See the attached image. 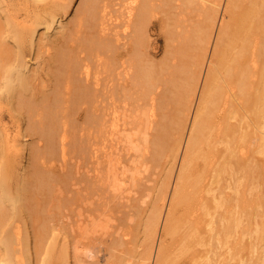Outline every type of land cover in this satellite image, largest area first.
Here are the masks:
<instances>
[{
  "label": "bare ground",
  "instance_id": "6f19581e",
  "mask_svg": "<svg viewBox=\"0 0 264 264\" xmlns=\"http://www.w3.org/2000/svg\"><path fill=\"white\" fill-rule=\"evenodd\" d=\"M156 1L159 0H127L126 8L128 14V22L126 21L127 24L125 23L123 26L125 27V35H122V37H125L124 39H127V41H124V47H120H123L124 50L130 49L133 54L131 55L132 57L130 56V59L121 61L120 65L118 64L119 58L114 55L117 53L115 52L117 51V48L114 46L115 44L112 45L110 43L111 41L109 39L110 36L109 32L107 31L108 29L105 28L106 22L104 23L102 21L103 24H105L103 28L102 26H100V24H98L101 22V20H103V17L100 18L99 21H95V24L100 26L99 28H101L102 32L106 29L104 31L105 34L103 32V35H101L100 37V32L99 34L98 32H93V37L91 38V40H86V42L91 41L99 48L100 46L98 43L101 42L102 44L104 40H109L108 46L112 45L113 50L114 48L116 49L112 51L108 48L110 51L115 53L113 54L114 56H112L113 61L108 60L107 63H105V65L107 66L106 69H108H105V73L109 71L111 72V74L109 73L111 76L113 72L117 71L118 68L122 66L121 68H123L124 71H127L126 69L129 68V71H127V73L124 72L126 75L125 76L123 74L124 78L126 79L127 76L128 78L131 77L128 75V73L130 72V70H134L135 68L133 66L130 69V66L134 64L135 59L141 53V49L145 47L146 42L145 44L143 43L147 40L146 35L148 32L149 24L147 19L150 15L149 12L151 13V11L149 10L157 5ZM242 1L244 0L160 1L163 2L162 4H164V2L168 3V5L171 4L170 6H173L174 8V10H172L173 8L171 9L172 11H174L175 20L172 32L170 31L171 45H168L170 50L168 48L166 49L167 51L169 50L168 56L166 55L167 57L165 59V62H163L164 64H161L162 66L159 67L158 65V72L156 71L155 73V70L153 71L155 74L158 73L157 77L155 74L154 78H152V74L151 76L148 75L147 77V74H150L147 73L148 71H150L148 68L149 66L146 69L147 71H145V73L147 74H142L144 72L145 64H143V68L141 67L139 69L140 71L137 70L138 72L136 71V73L141 72L140 74L142 76H145L146 82L143 80V77V79L140 77V75H138L136 78L134 74L132 76L137 79V81L134 80V84L138 86V90H140L143 85H146L145 88L143 87L144 89L142 88L144 95L142 91H136V93H142L145 101L144 103L146 105V111L144 113V116L142 114L144 123H142L141 119V123L144 126L142 125V128H139L138 123L137 127L139 129L136 130L137 134H135V136L137 137L138 135H140L142 142H140L139 144L136 143V145H134L133 142H136V137L133 135V133L132 136L130 134L132 138L130 139L131 143H129L133 144L131 145V149H133L137 153L136 156H138L139 151H142V148L144 147L145 151L143 149V152H145V160L150 159L151 163L155 162L157 166H159L164 158H166V162L169 165V171H166L167 173H165V178L163 177L164 179L162 180L163 182L161 184L162 187L160 186V190L157 194L156 199L153 200L154 202L152 203V206L149 209H144L146 210V212L144 214L143 211L144 216L141 219V224L138 225L140 226L139 232L136 233L137 236L135 235V239H127L125 241L123 240L122 236V240L124 242L120 245H127V242L132 245L130 246L128 244V246H130L131 248L127 250V252L130 251L129 253L131 255V258H124V256L126 255L119 256L117 250L120 247L118 246V244H115L114 250H116V255L114 256V254H111L114 257L113 264H206L209 262L208 261L205 263V259H207L206 256L208 255L209 251L207 252V255L204 252L206 256H204L203 254L202 256H204L205 258L203 257L204 260H202V256L199 254L200 251H198V249L194 250L195 247H193L195 242L194 240H197L198 243H196L198 245L199 241L201 244V240H203L200 237V234L202 232L201 224L204 222L202 221V219L207 221L206 226L210 227L208 228L209 232H206V234L209 233V235L210 233L213 235L212 232L214 231L218 222L220 223V226H218L220 228L223 226V229L221 230H223L224 232L226 231V234L227 230L232 227L229 226V224H232L230 223L231 221L227 225V223L224 222V218V220H219V218L217 219V217L213 215L214 211L213 214H211L212 211L209 212L205 209L204 205H201L203 199L205 198L204 192L207 191V193H209L212 190L211 187L215 181V177L218 178L219 175L217 174L219 173V171L223 169L222 172H226L224 169L225 161L226 163L227 161H229L228 164L231 165L233 170H235L236 166H238V159H242L244 155L243 154L240 158L238 157V148L240 147L241 141H245L249 138L250 142L248 141L246 143H250L254 146L253 143L256 141V139H258V137L255 136L258 133H261L257 130L258 126L261 122H263L262 120H264V0H249V7L247 9H244L247 5L245 4L243 10V6L241 5ZM98 2L100 3V0H97V2L96 0H0V204L4 203L5 200H12L15 192V157L13 154L16 148V134L19 133L14 132L15 126L13 127L11 123L15 125L14 121H17L15 115L20 114L24 116V118H28V120H26L29 122H27L29 125V130L27 128L26 132H36L37 128L34 124L36 121L38 122V120H33V118L36 116V113H38V111L34 113V116L32 113V111L34 112V109L31 110L29 105L32 100L37 99L38 93L49 98L51 94L47 96L45 94L47 93L46 91L40 93L39 90H41L42 88V91L45 88L47 89V86H49V84L52 83L54 79H56V82H60L62 80L60 79V81H58V76H61V72H57L56 74L54 73L55 78L53 79L50 68L52 66H58L57 64L59 61L68 62L70 60L69 62L72 63V59L75 57L71 56L72 52L68 54V51L67 54L71 59L66 57L65 49L66 46L69 45V43L75 41L74 37L75 35L79 34V30L83 24L84 19L86 21L88 17L94 18L95 16H97L98 12L100 13L104 10L107 13L106 8L104 9L103 6L102 11L101 8L100 10H98V8L101 6L100 4H97ZM153 2L156 3L154 6ZM222 2L226 3L224 12L220 11ZM96 4L99 6L98 8ZM95 6L97 9H95L94 12L93 10ZM88 12L90 15L88 14ZM92 12L96 13V15H94L93 13L94 17L92 16ZM111 12L110 14L112 15ZM104 13H100L99 16H104ZM146 14H148V17H146ZM108 18L109 17L107 16V24L110 23V21L108 23ZM88 22L90 21L88 20ZM119 32L121 31L119 30ZM107 34L109 37L107 36ZM121 34H124V32H121ZM117 36L120 37L118 34ZM114 37L117 38L115 35ZM123 38L121 40H123ZM116 42H119V40ZM108 46H106V48ZM69 47L70 50L73 49V45L70 44ZM74 54L76 55V53ZM65 57L67 58V60ZM82 57L84 58V56ZM82 57H80L81 59H78V57H76L77 62L75 63L74 61L71 67L69 66V64L66 65L69 66L68 71L71 78L76 79V82L78 81L80 83L75 84L74 81L69 78L70 80H72L71 89L73 90H71V94L76 91V89L77 91L78 89H81L78 92H74V97H81L79 96V94H83L84 96L81 97L82 99H79L84 101V99L87 98V101L84 102H86L87 104H91H88V106L86 104L85 106L87 107L82 105V107H85L84 110L88 114V117L90 116L89 113L92 114V117L94 116L95 119H91L90 124L93 123L92 120L95 123V126H93L94 128H92L94 129V133L97 134L95 138H98V140L103 139V144L105 145V141L107 142L111 140L113 132L111 129V122H113V119L117 117V113H115V102L112 100L111 95L108 94L111 91L106 90L109 85L105 86V80H103L105 82V88H103V82L101 81V74L99 73V70H97V74L93 73L91 69L93 66H91V64L89 63L90 59L86 60V57L85 59H83ZM107 58L105 57L104 59L107 60ZM127 64H129L130 66ZM99 65H101L100 62ZM66 66L64 68L65 70L67 69ZM156 67H154V69ZM136 69H138V67ZM141 69L143 72L141 71ZM114 74L116 75V73ZM133 79H129L131 85H134L131 83V80L133 82ZM150 79L152 81H150ZM112 80L113 78H111L110 81L112 82ZM72 83L77 85V87L75 88ZM124 83L127 84V82ZM64 85L66 86V84ZM67 87L70 88L69 84ZM62 90L64 89H61V87L58 86L52 87V90L49 89V91L52 92L53 99H51L55 101L54 103L59 100V96L61 99ZM65 91H67V88L64 90V92ZM69 92L70 91H67V93ZM77 93L78 95H76ZM66 95L68 96V98L66 99H68L67 101H69L70 93L69 95ZM72 95H70L71 98ZM136 95H138V93ZM63 96L65 95L63 94ZM76 98H74V101L76 100L77 104L80 105L82 101L79 100L80 102H78V98ZM71 102L69 101V104ZM74 103H71V105L73 107H76L77 104ZM170 106L174 108V113L170 111ZM70 107L71 106L69 105L68 108ZM77 108L78 106L76 107V109ZM240 108L243 114H241ZM65 109H63V111H66ZM74 110L71 111L74 113L76 112V110ZM77 110L79 111V108ZM71 111L67 110L68 113H72ZM239 113L246 121L245 134H243V132L240 133L241 127L238 123V126H235V123L233 125V122H231L232 120L238 119ZM85 117L87 118V116ZM18 129L19 128L17 126L16 130ZM20 131L22 130L20 129ZM262 131L264 132V130ZM53 132L54 129H48V131L46 132L49 139H53ZM94 133H92L93 136L95 135ZM262 137L260 138L261 140ZM100 142H102V140ZM219 143L226 144V151L231 152L226 154L229 156L228 158H231L230 154L232 155V161L228 159L222 160V162H218V157L217 160H215L216 151L218 149L216 151H214V149ZM111 144L112 142L110 143V145ZM261 145L262 144L260 143V146ZM105 148H107V146ZM133 150L132 152H134ZM104 152H106V150ZM166 154L168 159L165 156ZM105 155H111L110 151H107ZM218 155L220 156L221 153ZM112 156L113 155H111V158ZM139 156H141V153ZM200 156L204 160V164L203 167L198 169L197 166L199 165H197V160L200 158ZM111 158H107V161L105 160L106 162H108V168H106L107 170L105 171L106 173L104 174V176H107L108 178L112 173V162L110 160ZM250 160H253V158ZM135 161L133 160V162H131L130 164L135 165ZM138 161H140V158L139 160L137 159V162ZM216 165L217 167L219 166V170L217 168L215 169ZM129 166L131 167V169H133V171L129 170V172L132 171V174L134 172L135 166L134 168L131 165ZM227 167L226 169L229 170V166ZM238 168L240 170V167ZM136 169H138V166L136 167ZM194 170H196V172ZM193 171L195 174L197 173V175L192 179V176L195 175ZM212 172H214L217 176H215V174L213 175ZM257 172H259V170H257ZM124 174L126 173L124 172ZM114 175L116 176V174ZM210 175L212 177H209ZM233 176L235 177V174H233ZM207 177H209L210 180H213L209 184H204V181ZM103 178L104 180L106 179L105 177ZM116 178H113V180L115 181ZM130 178H132V183H134V174L130 176ZM108 182L110 183V180H108ZM207 187L209 188L206 190ZM196 193H198L199 196ZM195 196H198L200 200L199 202L194 200L196 198ZM214 199L216 201L215 211H217V209H220V207L222 208L224 206V203L216 196L214 197ZM193 200L201 203L200 205L196 203L195 206H201L200 209H204L203 213L205 216L202 218L195 215L193 221L188 224V227L186 226L187 231H184L185 234L183 235L182 232V236L178 238L176 237V235L179 232L181 233V228L178 229L179 221L176 217L177 211L180 206L182 207V205L185 206L186 209V207H188V204L194 202ZM190 205L192 206L193 204ZM191 206H189V208H191ZM1 208L2 207H0V210H2ZM207 216L210 217L207 218L208 220L205 219V217ZM217 216H220V214H218ZM229 219H231L230 216ZM231 220L234 221L235 219ZM236 222L237 221H235V223ZM238 224H240V222ZM260 226V229H256L257 236L255 239H257L258 241L257 243H260L259 247L262 248L260 250L263 252L261 254L257 252L258 255L260 254V256L258 257V260L256 258V262L254 261V264H264V226L262 224ZM95 227L96 226L94 224V228ZM84 229L85 228H80V232L82 234L85 233ZM221 230L218 231L219 234L222 232ZM128 231L132 236H134L133 230ZM71 233L73 232L71 231ZM124 235V238H126L125 233ZM215 235L219 237L214 233V236ZM75 238H72L71 240L70 237H68V239L66 240V246L63 251L65 264H95L93 263L94 261L92 262L93 257L96 258V254L94 251L95 249L92 248V250L90 248L83 247L81 244L82 241ZM129 238L131 237L129 236ZM42 239L43 237L41 235H35V237L33 238V244L31 246L29 245L27 251L29 256V264H34V262L32 261V255L37 256L41 252L43 247ZM1 240L2 239H0V242ZM3 241L1 242V245ZM217 241L218 244L221 243L219 240ZM4 245L6 246V244ZM258 245L257 248H252V250L254 249V251H258ZM217 247L219 248L220 246ZM114 250H112L111 252L113 253ZM123 250L124 249L121 250L122 253ZM254 251L251 252L254 253ZM124 252L125 253L123 254H126V250ZM11 255L12 251L9 247H6L3 250V248H1L0 246V264H14V261H12L11 259Z\"/></svg>",
  "mask_w": 264,
  "mask_h": 264
},
{
  "label": "rangeland",
  "instance_id": "374dc122",
  "mask_svg": "<svg viewBox=\"0 0 264 264\" xmlns=\"http://www.w3.org/2000/svg\"><path fill=\"white\" fill-rule=\"evenodd\" d=\"M160 1L162 0L156 1L158 6L156 5L153 8L150 7L151 9L149 11H151V13L149 12L150 14L149 17L148 14H146L149 23L148 32L146 35L147 40L144 41L143 44H145L146 42L145 47H143L144 45L142 46L143 48L141 49V53L135 59L134 64L131 63L132 66L129 65L130 62L129 64H127L130 66V69L133 66L135 68L134 70H130V72L128 73V75L131 77L128 78L127 76L126 79L124 78L125 73L129 71L128 66H127L128 69H126L127 71H124L123 68H121L122 67L121 66L118 68L117 71L113 72L111 76H110L111 72L107 71V73H105V71L108 70L106 69L107 66L105 65V63H107L108 60L113 61L112 56L116 55L119 58L118 64L120 65L121 61L130 59V56L133 54V52L130 49L124 50L123 48L125 44L124 41L125 40L127 41V39H124L125 37L124 38L122 37V35H125V27L123 26L126 23V21L128 22L127 19L128 14L126 8L127 0H109V1L100 0V3L98 2L97 4H100L101 6L99 7L96 4L97 8L99 7L98 10H100L101 8L102 11V6H103L104 9L106 8L107 13L110 14V12L112 11L111 12L112 15L110 14L111 16L107 14L104 9H103L104 11H102L103 13L104 12L106 13V15L104 13V16L106 18L107 16L109 17L107 20L108 23L109 21L110 23L107 24L106 18L102 14H101L102 16H99V14L102 12L100 13L98 12L99 14L97 13V16H95L96 18L93 16L95 9H97L95 6L93 10L94 12H92V16L94 18L88 17L86 21L84 19L83 24L80 27L79 34L75 35L74 37L75 41L69 43V45L70 44L73 45V49L70 50L69 45L66 46L65 56L70 58L68 54L72 52L71 56L75 57L72 59V63L69 62L70 60L68 61L69 63L66 61H59L57 64L58 66L55 67L52 66L50 68V72H52L51 75L53 76V79L55 78L54 73L56 74L57 72L58 73L61 72L60 73L61 76L60 77L58 76V81L62 79L63 82L62 80L60 82H56V79H54V81L50 83L49 86H47L48 87L47 89L45 88L42 91L43 89L42 88L41 90H39L40 93L46 91L48 93V94L45 93L47 96L51 94L50 97L48 98L38 93L37 95L38 97L37 99H35L36 101L32 100V102L30 103L31 106L29 105V107L31 110L34 109V112L32 111L34 116H35L34 113L38 111V113H36V116L33 118V120L35 119L38 120V122L36 121L34 124L37 128L36 132L34 133L26 132L29 126L28 125L29 122L27 121L28 118H24V116L20 114L15 115L17 121L16 120L14 121L15 125L11 123L13 127L15 126L17 128L18 126L19 128L18 130H16V128L14 127L15 129L14 132L19 133V134L15 133L16 148L13 154L15 157V172H14L15 192L12 200H5V202L3 201L4 203L0 204V207H2L1 208L2 210H0V236H1L0 239H2L1 242L4 240L3 243L6 244V246L3 243L1 245L0 242V246L1 248H3V250L6 247L7 248L9 247L11 249L12 251L11 259L12 261H14L13 262L14 264H29V256L27 251L29 245L31 246L33 244L34 241L33 238L35 237V235L37 236L41 235L43 237L42 239L43 247L39 255L37 256L32 255V261L34 262V264H65L63 251L65 249L66 240L68 239V237H70L71 240L72 238L76 237L75 239L81 240L83 242V243L81 242L83 247L95 249L94 251L96 254L95 255L96 258L93 257L92 259V262L94 261L93 263L95 264L98 263L108 264V262L109 264L110 263L113 264L114 257L111 254H114V256L116 255L115 254L116 250H114L115 244H118V246L120 247V248L118 247L119 249L117 250L119 256L126 255L124 256V258L125 257H127V259L131 258V255L129 253L130 251L127 252V250H129V248H131L130 246L132 245L129 242L127 243L130 246H128V244L127 245L125 244L124 246L120 244L121 243L123 244L124 242L123 240L126 241L127 239L129 240L135 239V235L137 236L136 233L139 232L140 226L138 225L141 224L142 221L141 219L144 216L143 211L145 214L146 210L144 209H149L152 206V203L154 202L153 200L156 199L157 194L160 190V186L163 182L162 180L165 178L166 175L165 173L169 171V165L166 162L167 161L166 158H164L162 163L159 164V166H157L155 162L151 163L150 159L145 160L144 158L145 152H143V149L145 151L144 147L142 148V151H139L138 156H136L137 153L133 149H131L132 148L131 145L133 144H130L131 143L130 139L132 138L131 137L132 134L134 133L133 135L135 136V134H137L136 130L142 128L143 125L142 123H144L142 118L146 111L145 108L146 105L144 103L145 101L143 98L144 92L142 90V88L143 87L145 88L146 85L145 86L143 85L142 88L141 89L139 88L140 90H138L137 88L138 86L134 84V80L137 81V79L135 78L138 75H140L141 78L143 77L144 79L143 78L142 79L144 81L146 80V78L144 75L142 76L140 74L141 72L136 73V71L137 70L140 71L139 69L141 67L143 68L142 65L145 64L146 66L144 65V72L141 69V71L143 72L142 74H144L145 71H147L146 69L149 66L148 68L152 72L150 71L147 72L150 74L145 73L147 74V77L148 75L151 76V74L153 76L152 78H154L155 75L157 77L158 73L157 74L155 73L156 71L158 72L157 69L164 64L163 62H165V59L168 56V51L170 50L168 45H171L170 44L171 32L175 20L174 11H172L174 10V8L173 6H170L171 4L168 5V3L165 2L164 4H162L163 2ZM244 1L241 2L242 3L241 5L243 6L242 10L245 4L247 5L246 8L244 9H247L249 7L251 0L250 1L247 0L245 2ZM155 4L156 3L153 2V6ZM225 7H226V3L222 2L220 11L224 12ZM94 15H96V13H94ZM100 18L103 19L101 20V22L102 21L104 23L106 22L105 28L108 29L107 31L109 32L110 37L108 36V34L107 36L111 41L110 43L112 45L115 44L114 46L117 48V51H115L117 52L116 54H114L115 52H112L116 49L114 48L113 50L112 45L108 46L109 40H104L107 44L104 41H103L104 43L102 42V44L101 42L98 43L100 46L99 48L97 47L96 44L92 43L91 41L86 42V40H91V38L93 37V32H98V34L100 32L99 36L101 37V35H103V32L106 30L103 29L104 31L102 32L101 28H99L100 26L104 28L105 24H103V22L102 23L97 22L98 24H100V26L95 24L96 23L95 21H99ZM88 20L90 22H88ZM91 25L93 28L91 27ZM119 30L122 33L124 32V34H121ZM117 34L120 37H118ZM114 35L117 38H115ZM122 38L123 40H121ZM118 40L119 42H116ZM106 46L108 47L106 48ZM120 46L123 47L121 48ZM67 47L69 48V50ZM108 48L112 51H110ZM167 48L169 49L168 51L166 50ZM73 52L76 53V55ZM82 56H84V58ZM76 57H78V59L80 57H82L83 59H85L86 57V60L90 59L89 63L91 64V66H93L91 68L93 73L97 74L98 73L97 70H99V73L101 74V81L103 82V83L101 82L102 86L103 88H105L104 87L105 82H106L105 86L109 85L106 90L111 91L108 94L111 95L112 100L115 102V106H116L115 113H117L116 114L117 117H115L113 119L114 121L112 120L113 122H111L112 124L111 129L113 131L112 136L113 135L114 136L113 138L111 136L112 141L111 140L107 142L105 141L106 143L105 145L103 144L104 143L103 139L98 140V138H95L97 134L94 133V129H92L94 128L93 126H95V123L92 120L93 125L90 124L91 119H93L94 116L92 117L91 116L92 114L89 113L90 116L88 117V114L84 110L85 107H87L88 104H90L84 102L87 101L86 100L87 98H85L84 101H82L81 97H83L84 95L79 94V96L81 97H77L78 102H80L79 100H81L83 103V104L81 103L80 106L77 104L76 100H75L76 102L74 101V98H76L74 97V92H76L77 89L72 93L73 95L71 94V90H73L71 89L72 88L71 81L73 80L75 84H80L78 81H77L78 83L76 82V79L71 78L68 71L69 70L68 67L69 66L71 67L74 61L75 63L77 62ZM105 57L106 58L110 57V58L109 59L107 58L106 60L104 59ZM98 58L99 59L101 58L102 60L100 59L99 61ZM99 62L101 63V65H99ZM67 64H69V66H66ZM65 66L67 68L66 70L64 69ZM137 67L138 69H136ZM154 67L156 68L154 69ZM154 70L155 73L153 72ZM114 73H116V75ZM133 74L135 75V78L132 77ZM69 78H71L72 80H70ZM111 78H113L112 82L110 81ZM131 78L132 79L134 78L133 82L131 80V83L134 84L135 86L130 84L129 79ZM103 80H105V82ZM150 81L152 80L150 79ZM54 82L56 85L54 84ZM124 82H127V84ZM74 83L72 84L76 88L77 85H75ZM64 84H66V86ZM68 84L70 88L67 87ZM54 86L61 87V89L64 90L67 88V91H70L69 93L70 95H72V98L70 97L69 93H67V91L64 92V90H62L63 91V92L61 91L62 100L60 99L59 96L58 98L59 100H57V102L54 103L55 101L52 100L53 99L52 92L49 91V89L52 90V87ZM132 88H134L135 90ZM80 90L78 89V91ZM133 90L135 93L137 90L139 92L142 91L143 95L142 93L139 92H137L138 95H136L137 93L135 94ZM63 94L65 96H63ZM66 94L69 95V101L70 102L73 101L71 102L72 104L74 102H75L74 104H77L79 111L77 110L78 108L76 109L77 106L73 107L71 103L69 104V101H67L68 99H66L68 98ZM76 95H78V93ZM86 104L87 106H85ZM69 105L71 106L70 108H68ZM82 105H84L85 107L84 106L82 107ZM74 108L76 112L73 113L71 110H74ZM63 109H65L66 111H63ZM67 110L71 111L72 113L70 112L68 113ZM170 111L174 113V108L172 106H170ZM240 112L241 114H243L242 110ZM241 114L239 113L237 120H232L231 122H233L232 123L233 125L235 123V126H238L239 124V126L241 127L240 133L243 132V134H245L246 121L242 118ZM58 116L60 117L61 120L59 119ZM85 116H87V118ZM141 119H142V123H141ZM262 121L263 122L260 123L257 130L258 132L259 131L261 132L260 133L261 137L263 134L262 140H264V132L262 131L264 130V120ZM138 123H139V128L137 127ZM20 129L23 132L20 131ZM48 129L49 130L54 129L53 139L48 138V134H46ZM60 132L62 133V135ZM92 133H94L95 135L93 136ZM260 134L259 133L257 135L255 134L256 136L254 135L255 137H258V139H256V141L253 143L256 148L259 147L260 149L259 148L256 149L252 144L246 143L248 141L250 142L249 138L245 141L242 140L240 147L238 148V157L240 158L242 157L243 154L244 155L242 159L241 158L238 159L239 164L238 166H236V169L233 170L231 165L228 164L229 161H227V163L225 161V165H224L225 167L224 166L223 167L226 172H222L223 169H221L217 174L219 175L218 178L215 177V181L211 187L212 190L209 193H207V191L204 192L205 198L203 199L201 206L204 205L206 210H208L209 212L212 211L211 214H213L214 211L213 215L217 217V219L219 218L220 220L224 218L225 220L224 219L223 220L225 223H227V225L230 221H231L230 223H232L229 224V226L232 227H230L229 230H227V234L226 231L224 232L223 230H221L223 229V226L221 225L222 227L220 228L219 227L220 223L218 222L217 224V226L219 225L218 228L216 226L214 231L212 232L213 235L211 233L209 235V233L206 234V232H209L208 228L210 227H207L206 226L207 221L202 219V221L204 222L201 224L202 232L200 234V237L203 240H201V244L199 241V245L197 244L198 243L197 240H194L195 242L193 247H195L194 250L198 249V251H200L199 254L201 256L203 254L204 256H206L207 252L209 251L208 255L206 256L207 259H205V263L208 261L209 262L206 264H254L256 262V258L258 260V257L263 252L260 250L262 249L261 247H259L260 243H257L258 241L257 239H255L257 236L256 229H260L261 224L264 226V151H263L264 141L260 139L261 138ZM135 137H136L135 139L136 142H133L134 145H136V143L139 144L140 142H142L140 135H138L139 139L137 136ZM101 140L102 142H100ZM110 141L112 142L111 145H110L111 143ZM58 142L60 143V145ZM260 143L263 146L262 145L260 146ZM106 146L107 148H105ZM109 146L112 147L110 148ZM251 149L254 151H252ZM105 150L106 152L110 151V154L113 155L112 158L111 155L108 156L105 155L106 154V152H104ZM132 150L134 152H132ZM214 151H216L215 160H217L218 157L217 160L218 162H222V160H228V159L232 161L231 154H230L231 158H228L229 156L227 154L231 152L226 151L225 143L217 144ZM132 153L133 154L136 153V154L133 155ZM140 153L141 156H139ZM220 153L221 155L219 156L218 154ZM167 154L165 155L166 157ZM138 157L140 158V161L137 162V159L139 160ZM251 157L253 158V160H250L252 159ZM107 158H111L110 160L113 164V165L111 164V168H112L111 172L113 174L111 173L109 178L107 176H104V174L106 173L105 171L107 170L106 168H108L107 165L108 162H106L108 160ZM132 159L134 161L136 160L135 165L130 164L131 162H133ZM201 161L203 162L204 160L200 156V158L197 160V165H199L197 166L198 169L203 167L204 162L202 163ZM246 163L248 164V166ZM129 165L133 166V168L135 166L134 172L132 174L131 172L133 171V169H131ZM136 165L138 166V169H136L137 167ZM227 166H229V170L226 169ZM238 167H240V170ZM216 168L219 170V166L217 167L216 165L215 169ZM129 170L132 171L129 172ZM257 170H259V172H257ZM194 171L196 172V170ZM124 172L126 174H124ZM212 173L213 175L215 174L214 172ZM114 174H116V176ZM133 174L135 176V182L133 181L134 183H132V178H130V176H132ZM233 174H235V177L233 176ZM196 175L197 173L194 176H192V179L195 178ZM217 175L215 174V176ZM103 177L105 178L107 177L106 179L110 180V183L108 182V180L105 179L107 181L106 182ZM209 177L212 176L210 175ZM209 177L206 178L204 184H209L210 182H212L213 179L210 180ZM113 178H116V180L114 181ZM208 188L209 187H207L206 190ZM196 194L198 195V193ZM198 196H195L196 198L194 200L199 202L200 200ZM215 196L218 197L224 203V206L222 208L220 207V209H217V211H215L216 210V201L214 199ZM196 201H194L195 203L189 202L190 204L193 205L191 206L190 204H188V207H186V209L185 206L183 205L182 207L180 206V208L178 209L176 217L177 220L179 221V222L177 221L178 229L181 228L180 229L181 233L179 232L176 235V237L180 238L182 236V232L183 235L185 234V232L187 231L186 226L188 227V224H190L193 221L195 215L202 218L205 216L203 213L204 209L203 210L200 209L201 206L200 207L197 205L195 206L196 203L199 205L201 204ZM189 206H191V208H189ZM215 214L217 215L220 214L221 217ZM229 216L231 219H235V220L233 221L229 219ZM207 218L210 217L209 216L205 217V219ZM235 221H237L236 222L237 224L235 223ZM239 222L240 224H238ZM94 224L96 226L95 228H94ZM80 228L82 229L85 228L84 229L85 233L82 234L80 232ZM69 230H70V234L72 235L69 234ZM128 230H133L134 236H132ZM220 230L222 231L220 233L221 235L218 232ZM71 231L73 233H71ZM124 233L126 234V238H124L125 236ZM214 233L217 234L219 237H217L216 235L214 236ZM122 236H123V240H122ZM129 236L131 238H129ZM214 238H219V239H214ZM217 240H219L221 243L218 244ZM9 244L11 247L9 246ZM257 245L259 250L254 251V249L257 248ZM217 246H220L219 248L221 249H219ZM252 248L254 249L252 250ZM122 249H124L123 253H125L124 251L126 250V254L122 253L121 251ZM112 250H114L113 253L111 252ZM251 251H254V253H252ZM204 252L206 253V255ZM257 252H259L260 254L258 255ZM204 256L201 257L202 260H204L203 259ZM208 257L210 258V260Z\"/></svg>",
  "mask_w": 264,
  "mask_h": 264
}]
</instances>
